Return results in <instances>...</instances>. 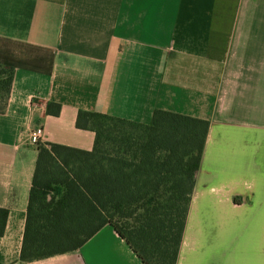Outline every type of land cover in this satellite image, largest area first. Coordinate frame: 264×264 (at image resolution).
I'll return each mask as SVG.
<instances>
[{
  "label": "crops",
  "instance_id": "1",
  "mask_svg": "<svg viewBox=\"0 0 264 264\" xmlns=\"http://www.w3.org/2000/svg\"><path fill=\"white\" fill-rule=\"evenodd\" d=\"M0 64L13 71L0 264H143L109 225L75 251L18 259L30 131L91 150L79 111L147 124L155 110L209 122L176 264H264V0H0Z\"/></svg>",
  "mask_w": 264,
  "mask_h": 264
},
{
  "label": "trees",
  "instance_id": "2",
  "mask_svg": "<svg viewBox=\"0 0 264 264\" xmlns=\"http://www.w3.org/2000/svg\"><path fill=\"white\" fill-rule=\"evenodd\" d=\"M12 76L0 64V112ZM76 127L94 133L91 150L36 145L18 261L75 251L109 225L143 264H176L209 122L162 110L147 124L79 111ZM7 216L0 208V236Z\"/></svg>",
  "mask_w": 264,
  "mask_h": 264
},
{
  "label": "built area",
  "instance_id": "3",
  "mask_svg": "<svg viewBox=\"0 0 264 264\" xmlns=\"http://www.w3.org/2000/svg\"><path fill=\"white\" fill-rule=\"evenodd\" d=\"M43 137V130L41 127H37L36 129L30 131L28 136V141L32 145H37L41 143Z\"/></svg>",
  "mask_w": 264,
  "mask_h": 264
}]
</instances>
